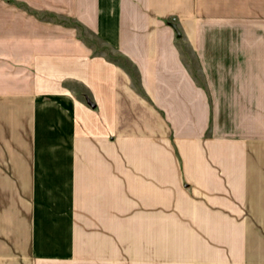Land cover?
I'll use <instances>...</instances> for the list:
<instances>
[{
  "label": "crops",
  "instance_id": "1",
  "mask_svg": "<svg viewBox=\"0 0 264 264\" xmlns=\"http://www.w3.org/2000/svg\"><path fill=\"white\" fill-rule=\"evenodd\" d=\"M0 264H264V0H0Z\"/></svg>",
  "mask_w": 264,
  "mask_h": 264
},
{
  "label": "rangeland",
  "instance_id": "2",
  "mask_svg": "<svg viewBox=\"0 0 264 264\" xmlns=\"http://www.w3.org/2000/svg\"><path fill=\"white\" fill-rule=\"evenodd\" d=\"M154 241H156V240H154ZM148 242H149V240H148ZM148 242H147V238H141L140 237V239H139V244L144 246V247H146L148 245ZM152 242H153V239L151 238V244H152Z\"/></svg>",
  "mask_w": 264,
  "mask_h": 264
},
{
  "label": "trees",
  "instance_id": "3",
  "mask_svg": "<svg viewBox=\"0 0 264 264\" xmlns=\"http://www.w3.org/2000/svg\"><path fill=\"white\" fill-rule=\"evenodd\" d=\"M175 28H176V27H175ZM176 31L179 32V31L177 30V28H176ZM178 34H179V33H178Z\"/></svg>",
  "mask_w": 264,
  "mask_h": 264
},
{
  "label": "water",
  "instance_id": "4",
  "mask_svg": "<svg viewBox=\"0 0 264 264\" xmlns=\"http://www.w3.org/2000/svg\"><path fill=\"white\" fill-rule=\"evenodd\" d=\"M179 33V32H178Z\"/></svg>",
  "mask_w": 264,
  "mask_h": 264
}]
</instances>
